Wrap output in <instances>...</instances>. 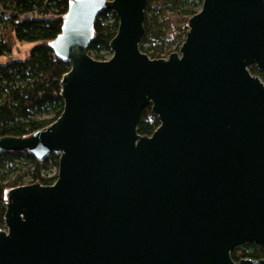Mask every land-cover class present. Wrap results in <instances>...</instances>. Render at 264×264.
Segmentation results:
<instances>
[{"label": "water", "instance_id": "1", "mask_svg": "<svg viewBox=\"0 0 264 264\" xmlns=\"http://www.w3.org/2000/svg\"><path fill=\"white\" fill-rule=\"evenodd\" d=\"M147 0H71L50 42L71 61L49 127L0 154L57 155L50 185L7 192L0 264H264V0H203L178 51L139 49ZM118 17L106 60L86 49ZM151 105L159 125L140 135Z\"/></svg>", "mask_w": 264, "mask_h": 264}, {"label": "trees", "instance_id": "2", "mask_svg": "<svg viewBox=\"0 0 264 264\" xmlns=\"http://www.w3.org/2000/svg\"><path fill=\"white\" fill-rule=\"evenodd\" d=\"M202 2L157 0L152 6V0H147L144 31L139 41L141 52L160 59L178 51L189 29V19L200 10ZM70 3L71 0H0V57L10 56L17 43H37L24 59H9L0 64V137L29 136L49 127L61 115L64 107L61 80L70 70L71 61L58 57L50 42L61 34ZM167 13L183 24L172 39L168 35L172 19ZM117 30L116 14L103 10L93 22L87 53L97 60L109 58L110 42ZM177 36H182L178 44ZM249 70L264 81V74L256 65ZM158 125L151 105L144 108L138 133L151 135ZM58 160L57 155L39 160L28 152L0 154V229L5 226L8 190L25 184H52L57 178ZM231 257L234 261L264 259V249L244 243L231 252Z\"/></svg>", "mask_w": 264, "mask_h": 264}, {"label": "rangeland", "instance_id": "3", "mask_svg": "<svg viewBox=\"0 0 264 264\" xmlns=\"http://www.w3.org/2000/svg\"><path fill=\"white\" fill-rule=\"evenodd\" d=\"M156 1L157 0H152L151 5L153 6L156 3ZM167 15L169 16L170 19H172V22L169 23V24H171V27L168 30V35L170 36V34H171L170 39H172L173 38L172 36L176 35V29L177 28L182 29L183 24H178L176 22V18L174 16L170 15L169 13H167ZM178 38H179V36H177L175 38L176 44H178V42L180 41V38L179 39ZM36 45H37V43H28V42L17 43L16 47L13 48L12 54L10 56H1L0 57V64L6 63L9 59H24L28 55L29 51Z\"/></svg>", "mask_w": 264, "mask_h": 264}]
</instances>
